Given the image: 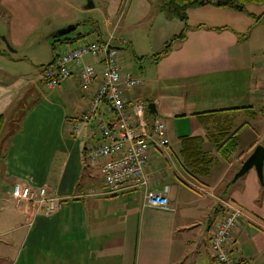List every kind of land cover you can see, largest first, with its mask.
I'll use <instances>...</instances> for the list:
<instances>
[{
    "label": "crops",
    "instance_id": "crops-1",
    "mask_svg": "<svg viewBox=\"0 0 264 264\" xmlns=\"http://www.w3.org/2000/svg\"><path fill=\"white\" fill-rule=\"evenodd\" d=\"M60 1L48 23L46 1L33 0L30 15L31 0H0V35L7 30L17 49L32 34L69 24L79 5ZM95 1L91 8L105 26L114 23L113 30L117 23L137 25L158 9V0ZM257 4L262 8L254 6L251 17L214 7L204 19L208 25L186 27L184 38L155 63L151 56L160 50L152 49L144 102L154 103L147 118L162 120L167 143L149 147L144 172L149 189L163 193L168 186V208L146 206L142 189L106 193L103 160L87 159L100 117L72 132L91 92L80 89L75 74L48 88L41 72L32 78L13 72L7 59L14 57L0 37V264H215L209 237L229 200L245 211L231 232V253L242 264H264V183L254 168L232 182L254 147H264V3ZM186 143L201 153L205 169L185 170ZM14 183L44 187L60 207L47 212L17 201Z\"/></svg>",
    "mask_w": 264,
    "mask_h": 264
},
{
    "label": "built area",
    "instance_id": "built-area-1",
    "mask_svg": "<svg viewBox=\"0 0 264 264\" xmlns=\"http://www.w3.org/2000/svg\"><path fill=\"white\" fill-rule=\"evenodd\" d=\"M122 39L113 32L106 39L85 42L57 52L54 61L41 71V81L52 88L74 74L83 92H91L85 109L75 120L72 132L86 126L99 116L95 128L97 140L87 147V159L94 163L102 159V178L106 193L116 194L142 189L146 206L168 208L163 193L148 188L149 178L144 172L151 145L167 143L164 123L157 117L147 118V104L140 99L129 100L126 91L140 85L142 79L121 71L118 65ZM91 58L93 62H86ZM262 66L261 105L264 111V47L260 50ZM17 201L42 205L47 212L60 207L58 199L44 187L33 190L29 185L14 183L11 190ZM245 215L243 207L231 200L225 203V213L210 233L209 246L215 264H242L230 251L231 232Z\"/></svg>",
    "mask_w": 264,
    "mask_h": 264
},
{
    "label": "rangeland",
    "instance_id": "rangeland-1",
    "mask_svg": "<svg viewBox=\"0 0 264 264\" xmlns=\"http://www.w3.org/2000/svg\"><path fill=\"white\" fill-rule=\"evenodd\" d=\"M30 9V15H33L34 4L33 0ZM42 3L45 1L48 3V7L45 10L46 22L54 20V12L51 10V7H55L56 0H40ZM70 2L78 3L79 10L74 11L72 15V22L69 23H78L75 30L71 31L65 36L75 37L78 34H82L81 38H78L74 43L76 45L82 44L85 42L95 41L100 39V35L104 36L106 39L110 33L113 31L114 36L124 37L126 42L119 45V56H118V65L121 69L126 70L127 72L132 73L133 75L140 76L142 82L140 85L129 88L127 90L126 97L132 99H142L143 102L146 101L149 96L145 94V89L143 87V82H145L148 72L152 68L151 64V54L154 52L152 49L161 51L164 46L169 45L173 38L176 35H179L185 32V28L192 26L197 23L202 25H208L209 22L206 19H210L206 16H213L214 7H221L216 5L214 2H206L204 4H198L194 7L188 8L186 11V16L183 19H180L176 16H157L159 12L158 9H152V12L146 19H142L139 24L124 27L122 23H117L115 30H113L114 23L110 26H105L103 23L102 14L99 13L97 9L86 8L88 0H67ZM93 1V0H92ZM40 3V4H42ZM59 4L62 5V2L59 0ZM97 6V1L94 2ZM253 4V5H252ZM254 6L262 8L261 4L249 3L244 9H239L238 7L232 8L233 10H238L242 14H247L249 17L253 16L252 11ZM69 10H71L69 8ZM42 15V14H37ZM43 20V17H39ZM41 23H45L40 21ZM62 21L58 20V24ZM52 23V22H51ZM2 26V23H0ZM52 27V26H51ZM49 32H41L40 34H32L29 38L21 42L20 46L14 48L7 41L6 35L7 30H4L0 37L6 42L7 49L10 51L11 56L14 57L13 60L7 59L9 62V67L15 73H22L27 77H34L39 72H41L46 66L47 63L53 57V48L52 44L57 43L53 39H47L46 36ZM17 34V33H15ZM4 37V38H3ZM9 37V36H8ZM133 38V39H132ZM127 39L131 41L127 43ZM20 41V39L17 38ZM166 41V42H165ZM165 42V43H164ZM54 44V45H55ZM69 44L57 43L54 47L55 52H61L64 49L71 47ZM68 46V47H65ZM63 47H65L63 49ZM15 51V52H11ZM10 60V61H9ZM86 62H92L91 58H86ZM129 99V98H128Z\"/></svg>",
    "mask_w": 264,
    "mask_h": 264
},
{
    "label": "trees",
    "instance_id": "trees-1",
    "mask_svg": "<svg viewBox=\"0 0 264 264\" xmlns=\"http://www.w3.org/2000/svg\"><path fill=\"white\" fill-rule=\"evenodd\" d=\"M214 2L216 5L224 6V7H230V8H236L239 5L242 6L241 9H244L245 5L248 3H264V0H207V2ZM201 0H158L157 7L159 11H162L166 13L167 16H176L180 19H183L186 16V11L188 8L194 7L200 3ZM185 36L184 32L176 35L172 42L169 45L164 46L161 51L156 52L154 55L151 56L153 58V62H157L162 56H164L172 47V43L175 39H183ZM82 34H78L77 36L71 38L68 36H62L59 38H54L53 40L55 42H71L78 38H81ZM165 43V42H164ZM54 43L52 44V46ZM55 47V46H54ZM52 47V48H54ZM56 54L54 53V58ZM54 61V59H53ZM53 61L47 63V65L51 64ZM3 120L0 116V132L2 128ZM189 145V143H186V146L181 151L182 161L184 168L187 172L193 173L194 171H198L199 169H205L200 168V163L203 161L201 156V153L198 152V150L192 149ZM200 171V170H199ZM264 185V184H263Z\"/></svg>",
    "mask_w": 264,
    "mask_h": 264
},
{
    "label": "water",
    "instance_id": "water-1",
    "mask_svg": "<svg viewBox=\"0 0 264 264\" xmlns=\"http://www.w3.org/2000/svg\"><path fill=\"white\" fill-rule=\"evenodd\" d=\"M207 0H201V4L206 3ZM94 6V2L92 0H88L86 4V8H91ZM239 9L242 6H238ZM78 23H69L63 26H60L51 32H49L46 36L47 39L49 38H59L64 35H67L71 31L75 30ZM147 108L149 112H155V105L153 102L147 103ZM263 163H264V147L260 144L256 145L252 152L246 157V159L241 163L240 168L235 172L232 178V182H234L239 177L243 176L250 168H254L258 179L261 184L264 183L263 178Z\"/></svg>",
    "mask_w": 264,
    "mask_h": 264
}]
</instances>
